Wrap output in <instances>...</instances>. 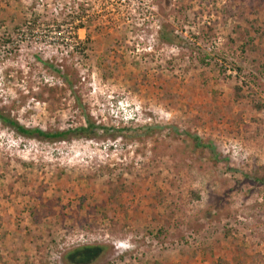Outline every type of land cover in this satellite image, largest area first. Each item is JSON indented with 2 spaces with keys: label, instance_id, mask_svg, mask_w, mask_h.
Returning a JSON list of instances; mask_svg holds the SVG:
<instances>
[{
  "label": "rangeland",
  "instance_id": "obj_1",
  "mask_svg": "<svg viewBox=\"0 0 264 264\" xmlns=\"http://www.w3.org/2000/svg\"><path fill=\"white\" fill-rule=\"evenodd\" d=\"M0 109L108 128L0 122V264H264V0H0Z\"/></svg>",
  "mask_w": 264,
  "mask_h": 264
},
{
  "label": "trees",
  "instance_id": "obj_2",
  "mask_svg": "<svg viewBox=\"0 0 264 264\" xmlns=\"http://www.w3.org/2000/svg\"><path fill=\"white\" fill-rule=\"evenodd\" d=\"M81 27V26H79ZM77 27V28H79ZM159 38L162 41L168 43H177V40L172 37L171 31L166 30L164 25H161L159 30ZM206 62H210V59L206 57ZM66 82V77L64 78ZM72 88V85L69 84ZM84 124L68 129H54V130H42L40 128L32 127L28 128L24 125L19 124L15 119H12L7 113L0 109V122L12 128L16 133L22 137L26 138H39L41 140L47 141H63L70 140L73 138H93L98 135V132H107L108 128L100 124H96L90 117V115H84ZM197 137H195V143ZM194 143V144H195ZM198 145H203V143L198 142ZM105 250V245L101 244H84L74 247L67 251L64 256L65 261L68 264H91L98 259L100 255Z\"/></svg>",
  "mask_w": 264,
  "mask_h": 264
}]
</instances>
